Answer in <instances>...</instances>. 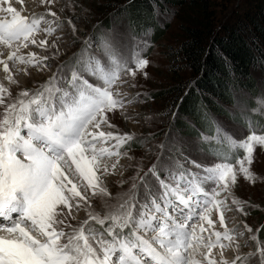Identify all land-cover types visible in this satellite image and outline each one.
Segmentation results:
<instances>
[{"label":"snow or ice","instance_id":"1","mask_svg":"<svg viewBox=\"0 0 264 264\" xmlns=\"http://www.w3.org/2000/svg\"><path fill=\"white\" fill-rule=\"evenodd\" d=\"M40 2L46 6L55 0ZM19 3L23 5L24 0ZM0 12L5 14L0 18V45L8 49L0 65L8 74L6 79L17 84L9 62L25 65V74L28 67L48 68L47 61L57 55L60 37L51 45L49 38L62 22L50 9L31 17L22 15L12 0H0ZM41 32L45 38L37 41ZM30 44L56 51L51 57L20 54ZM74 59L71 67L58 66L47 81L15 97L0 83V232L4 233L0 234V264H229L218 262L212 250L232 244L240 249L235 231L227 228L225 208L231 197V204L247 215L244 205L248 202L242 203L232 193L241 178L255 182L252 165L257 150H264V133L253 130L251 115L241 113L248 134L239 138L211 121L214 134H202L201 143L221 146L208 150L213 163L191 161L197 171L169 170L163 178L154 165L145 176L134 177L129 192L118 194V202L111 204L114 198L103 180L109 174L105 158L119 157L134 137L104 131L102 126L114 129L108 114L140 98L139 93L129 98L114 86L125 83L124 76L134 79L138 72L146 77L149 61L139 48L133 49L131 59L114 52ZM257 105L249 112L264 116V99H257ZM111 167L114 170L116 164ZM149 175L156 179L155 187L149 184ZM141 188L143 200L139 199ZM92 199L102 201L103 216L92 210ZM82 208L87 218L72 224L69 217L74 220V210ZM213 208L223 231L215 229ZM149 232L155 233L152 240L142 235ZM202 248L207 253L203 261H197L194 254ZM249 255L264 264V244ZM243 260L237 254L231 264Z\"/></svg>","mask_w":264,"mask_h":264},{"label":"rangeland","instance_id":"2","mask_svg":"<svg viewBox=\"0 0 264 264\" xmlns=\"http://www.w3.org/2000/svg\"><path fill=\"white\" fill-rule=\"evenodd\" d=\"M127 1L55 0L51 5L42 6L40 0H24L23 5L19 3V0H12L13 6L17 9L21 8L29 17L33 14H44L47 9L57 13L62 27L49 38V43L51 45L52 40L60 37L56 40L58 52L54 59L50 58L47 61L49 67L42 71L28 67L25 74L23 71L25 65L9 62L10 73L18 82L17 84H11L6 79L8 74L3 71V67H0V83L10 90L12 97H15L21 90L33 89L47 81L56 72L58 66L71 67L75 63L74 58H79L82 54L85 60L89 57H102L103 52H114L118 57L131 59L133 49H142L143 57L149 61L146 68L147 76L140 72L134 79L131 76H124L121 79L126 82L114 86L121 94L129 98L135 99L137 93L140 94V98L135 103H126L124 109L108 114L109 121L115 125L114 129L102 126L104 131L128 133L134 137L130 144L120 150L122 154L119 157L105 158L109 174L104 176L103 180L114 198L109 201L111 204L118 202V194L123 196L129 192L134 177L145 176L154 165L157 166L163 178L169 170L197 171L191 161L201 165L213 163L208 150L220 149L221 146L215 142L211 145L201 143L202 134L205 136L214 134V126L211 123L213 120L239 138L248 134L247 128L241 123V113H244L251 115L253 130H256L258 134L264 133V116L249 112L250 109L258 106L257 99H264V76L260 70L253 74L256 80V91L259 90L252 94L244 89L240 93L236 92L234 104L223 103L224 111H212L201 105L202 107L195 108L194 114L180 113L177 106L182 94L192 86L194 75L172 54L177 50L183 37L179 29L177 12L174 11L175 8L169 6H155L156 25L162 33L158 38H154L153 30H140L128 19L126 20L127 16H124L122 10L119 12L121 7L128 3ZM243 3L244 0H232L228 3L217 0L214 6L217 20L221 23L229 20L235 14L233 13L235 9L243 8ZM0 14L4 13L0 12ZM69 20L72 22L71 25L68 23ZM72 25L75 26V32ZM35 38L37 41L44 39V33L41 32ZM106 38L107 42H105ZM86 48L87 52H85ZM1 51L0 47V53H3L0 59L6 60L7 51ZM27 51L36 52L41 57H51L52 52L56 50L49 47L48 51H44L30 44L29 48L23 49V53L26 54ZM65 72L67 73V68ZM86 78L95 83L91 76ZM161 145L164 147L161 148ZM112 164H116L114 170L111 167ZM181 165L183 168L180 167ZM252 170L256 175L255 182L244 181L241 178L232 193L242 203L248 202L244 205L247 215L231 204V197L228 198L225 208L227 228L235 231L236 242L240 244V249L237 251L234 244L228 245L227 241H223L228 245L225 249L221 250L218 245L212 250L215 257L220 254L229 264L235 260L237 254L245 258L239 264H259L258 258L249 254L256 253L258 247L264 244V236H261V234L264 235V150H257ZM148 180L150 185L154 187L157 185L154 177L149 175ZM224 195L222 193L221 198ZM144 198V189L141 188L139 199ZM91 205L94 212L104 215L105 208L102 201L92 199ZM74 214V220L69 217L72 224L87 218L83 208L79 211L74 210ZM210 215L216 221L217 230L223 229L218 222V213L215 208ZM204 224L206 226V222ZM245 225L252 229L251 233L247 231ZM96 227L100 226L96 225ZM142 235L149 240L155 236L150 232L142 233ZM253 236L256 237L255 240L252 239ZM206 252L207 249L202 248L195 253L196 255L194 254V257L204 256ZM216 260L219 262L218 259Z\"/></svg>","mask_w":264,"mask_h":264},{"label":"trees","instance_id":"3","mask_svg":"<svg viewBox=\"0 0 264 264\" xmlns=\"http://www.w3.org/2000/svg\"><path fill=\"white\" fill-rule=\"evenodd\" d=\"M127 2L119 12L140 30H153L154 38L162 33L156 25L155 6L177 12L183 37L172 54L194 75L177 106L180 113L194 114L201 105L224 111L223 103L234 104L236 92L256 91L253 74L260 70L264 76V0H244L243 8L235 9L233 17L222 23L215 14L217 0Z\"/></svg>","mask_w":264,"mask_h":264},{"label":"bare ground","instance_id":"4","mask_svg":"<svg viewBox=\"0 0 264 264\" xmlns=\"http://www.w3.org/2000/svg\"><path fill=\"white\" fill-rule=\"evenodd\" d=\"M18 10H21V8H19ZM21 13L22 14H24V15H27V14H25L22 10H21ZM4 15L5 14H0V18H4ZM27 16H29V15H27ZM32 16V15H31ZM8 18H10V17H8ZM1 48H2V51L1 52H5V51H7V54H8V49H5L2 45L0 46ZM32 51V50H31ZM28 52V51H27ZM20 54H25V53H23V48L21 49V53ZM0 67H3V66H0ZM115 163V162H114ZM213 211V210H212ZM214 217V216H213ZM204 223V222H203ZM215 229L217 230V228L215 227ZM220 231H223V229H221ZM150 233H152V232H150ZM197 233L198 234H200L199 233V226H197ZM2 234H4V233H2ZM155 234V233H154ZM151 235V234H150ZM202 235H204L205 237H207V233H205V234H202ZM147 239V238H146ZM212 239H215V237H212ZM154 246H156V245H154ZM158 247V246H157ZM216 252H219V251H216ZM198 253V252H197ZM207 253V252H206ZM219 254V253H218ZM196 255V254H195ZM194 255V256H195ZM205 255V254H204ZM220 255V254H219ZM217 256V257H215L214 256V253H213V256H214V258L215 259H218L219 261H221V260H226L224 257H222L221 255L220 256ZM195 258V257H194ZM197 261H203V255H201V257H199V258H195ZM203 264H206V262H203Z\"/></svg>","mask_w":264,"mask_h":264}]
</instances>
